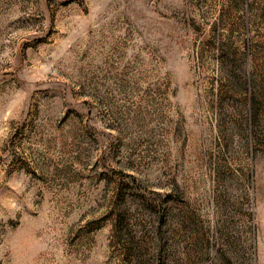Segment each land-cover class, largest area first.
I'll return each instance as SVG.
<instances>
[{"label":"rangeland","instance_id":"obj_1","mask_svg":"<svg viewBox=\"0 0 264 264\" xmlns=\"http://www.w3.org/2000/svg\"><path fill=\"white\" fill-rule=\"evenodd\" d=\"M0 264H264V0H0Z\"/></svg>","mask_w":264,"mask_h":264}]
</instances>
